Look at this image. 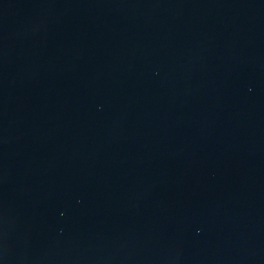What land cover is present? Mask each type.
<instances>
[{
    "label": "water",
    "instance_id": "obj_1",
    "mask_svg": "<svg viewBox=\"0 0 264 264\" xmlns=\"http://www.w3.org/2000/svg\"><path fill=\"white\" fill-rule=\"evenodd\" d=\"M0 264H264V0H0Z\"/></svg>",
    "mask_w": 264,
    "mask_h": 264
}]
</instances>
